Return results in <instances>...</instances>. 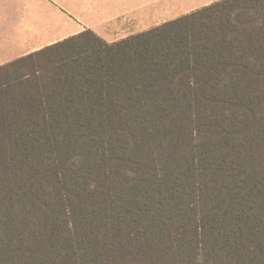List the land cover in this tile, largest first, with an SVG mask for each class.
<instances>
[{
  "label": "trees",
  "instance_id": "trees-1",
  "mask_svg": "<svg viewBox=\"0 0 264 264\" xmlns=\"http://www.w3.org/2000/svg\"><path fill=\"white\" fill-rule=\"evenodd\" d=\"M0 264H264V0L1 65Z\"/></svg>",
  "mask_w": 264,
  "mask_h": 264
},
{
  "label": "crops",
  "instance_id": "crops-1",
  "mask_svg": "<svg viewBox=\"0 0 264 264\" xmlns=\"http://www.w3.org/2000/svg\"><path fill=\"white\" fill-rule=\"evenodd\" d=\"M73 21L69 9L56 0H0V66L87 28L102 34L81 20L76 24Z\"/></svg>",
  "mask_w": 264,
  "mask_h": 264
},
{
  "label": "rangeland",
  "instance_id": "rangeland-1",
  "mask_svg": "<svg viewBox=\"0 0 264 264\" xmlns=\"http://www.w3.org/2000/svg\"><path fill=\"white\" fill-rule=\"evenodd\" d=\"M69 9L73 24L94 27L107 40H116L188 13L215 0H56ZM135 1V2H133ZM22 8L21 2L18 3Z\"/></svg>",
  "mask_w": 264,
  "mask_h": 264
}]
</instances>
